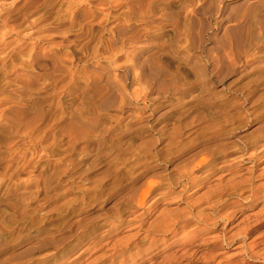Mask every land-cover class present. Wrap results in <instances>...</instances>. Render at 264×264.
<instances>
[{
    "label": "clouds",
    "instance_id": "9594fccd",
    "mask_svg": "<svg viewBox=\"0 0 264 264\" xmlns=\"http://www.w3.org/2000/svg\"><path fill=\"white\" fill-rule=\"evenodd\" d=\"M0 264H264V0H0Z\"/></svg>",
    "mask_w": 264,
    "mask_h": 264
},
{
    "label": "rangeland",
    "instance_id": "374dc122",
    "mask_svg": "<svg viewBox=\"0 0 264 264\" xmlns=\"http://www.w3.org/2000/svg\"><path fill=\"white\" fill-rule=\"evenodd\" d=\"M149 188H150V186H149ZM148 191V189H146V192Z\"/></svg>",
    "mask_w": 264,
    "mask_h": 264
}]
</instances>
